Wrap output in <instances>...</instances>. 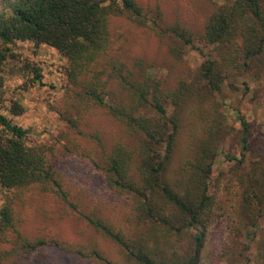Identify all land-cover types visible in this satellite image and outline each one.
I'll use <instances>...</instances> for the list:
<instances>
[{"label":"trees","instance_id":"obj_1","mask_svg":"<svg viewBox=\"0 0 264 264\" xmlns=\"http://www.w3.org/2000/svg\"><path fill=\"white\" fill-rule=\"evenodd\" d=\"M220 1L201 35L214 56L189 78L167 84L148 72L143 58L113 50L108 29L111 16H123L151 30L180 59L191 32L177 22L158 25V11L148 23V11L134 0H0V264L44 260L52 246L72 252L59 239L21 231L18 208L29 189L49 195L117 247L114 259L91 249L99 264H198L207 228L223 219L227 235H240L246 248L253 247L252 260L264 264V146L248 145L247 123L238 113L239 154H225L230 167L209 191L211 164L225 135L214 96L234 74L249 66L264 69V0ZM14 40L47 44L65 59L66 86L78 115L66 119L69 135L61 156L75 157L101 177L122 207L118 224L94 208H81L54 165L53 145L26 143L27 129L7 116L22 110L17 102L3 103L9 59L25 85L40 84L42 77L37 65L11 50ZM91 108L118 125L108 146L98 130L79 127L81 114ZM182 118L191 122V154L170 172ZM188 229L194 230L192 245L180 251L179 237Z\"/></svg>","mask_w":264,"mask_h":264},{"label":"rangeland","instance_id":"obj_2","mask_svg":"<svg viewBox=\"0 0 264 264\" xmlns=\"http://www.w3.org/2000/svg\"><path fill=\"white\" fill-rule=\"evenodd\" d=\"M148 11V23L160 14L158 25H171L174 22L191 32V43L185 45L180 59H174L166 51L165 41L158 40L151 30L135 25L123 16L109 18L108 29L112 48L124 57L138 56L147 63L148 72L159 81L174 84L178 79L189 78L206 57L214 56L213 48L203 43L201 35L204 24L221 2L220 0H134ZM156 23V24H157ZM10 48L27 58L40 68V84L25 85L23 78L13 71L16 63L7 62L4 74L3 103L7 106L17 102L21 112L7 114L12 123L27 129L26 143L53 145V161L62 170L66 186L74 200L81 201V208H94L107 217L114 225L122 217V207L116 198L104 187L101 177L86 163L75 157L63 158L62 147L69 135L67 118H77L72 93L68 91L63 72L65 59L47 44L34 45L29 41L14 40ZM216 103L224 115L225 135L211 164L209 191L215 186V179L230 167L225 154H239L241 126L237 119L242 116L247 123L248 145L257 148L264 146V69L249 66L242 74H234L215 94ZM2 111V110H0ZM187 117V114L184 113ZM83 129L98 130L105 145L117 136L118 125L112 122L102 109H89L81 114ZM191 122L181 119L176 134L175 146L168 163L172 172L191 154ZM66 132V133H65ZM91 142V141H89ZM244 168L251 159L247 154ZM3 196L0 193V204ZM21 231L28 236H41L46 240L59 239L71 244L72 252H65L52 246L45 251L46 258L32 264H99L90 254L95 248L106 257H119L117 247L111 241L95 233L84 221L66 214L62 207L49 195L29 189L22 193L19 205ZM226 221L217 220L207 228L198 264H257L253 258V247L246 248L240 235H227ZM194 230L188 229L179 237L178 249L184 251L192 245ZM228 242V243H227ZM228 247L226 248V245ZM118 254V255H117Z\"/></svg>","mask_w":264,"mask_h":264}]
</instances>
